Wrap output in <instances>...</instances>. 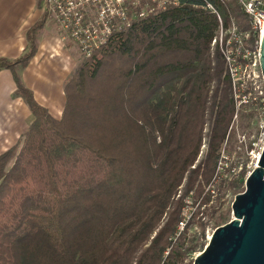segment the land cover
Returning <instances> with one entry per match:
<instances>
[{
    "label": "trees",
    "instance_id": "obj_1",
    "mask_svg": "<svg viewBox=\"0 0 264 264\" xmlns=\"http://www.w3.org/2000/svg\"><path fill=\"white\" fill-rule=\"evenodd\" d=\"M206 3L224 27L247 29L236 0H181L83 60L64 85L60 119L16 71L36 53L44 20L23 57L0 59L33 117L0 156V264H184L196 249L188 230L174 240L175 227L184 200L192 193L196 204L211 186L235 114ZM228 215L210 221L217 229Z\"/></svg>",
    "mask_w": 264,
    "mask_h": 264
},
{
    "label": "built area",
    "instance_id": "obj_2",
    "mask_svg": "<svg viewBox=\"0 0 264 264\" xmlns=\"http://www.w3.org/2000/svg\"><path fill=\"white\" fill-rule=\"evenodd\" d=\"M180 3L181 0H43L41 11L45 20L57 29L61 41L73 43L82 57L87 60L106 46L113 36L131 29L134 23L168 8H176ZM236 3L247 19L246 30H239L234 22L224 27L219 13L211 4L206 3V9L216 16L219 24L211 47L219 49L226 64L235 109L233 121L241 106L247 105L254 98L256 91L259 95L264 91L257 88L258 76L255 74L260 71V45L264 35V0H236ZM262 119L260 132L252 143L253 151L256 150L257 154H253L251 171L248 175L257 167L264 149V117ZM227 138L228 133L225 142ZM242 139L244 140V137ZM224 158L222 151L214 182L224 170ZM186 199L189 200V197ZM188 200L184 201L181 219L175 227L174 240L191 221L192 216L188 214L190 208Z\"/></svg>",
    "mask_w": 264,
    "mask_h": 264
},
{
    "label": "crops",
    "instance_id": "obj_3",
    "mask_svg": "<svg viewBox=\"0 0 264 264\" xmlns=\"http://www.w3.org/2000/svg\"><path fill=\"white\" fill-rule=\"evenodd\" d=\"M42 6V0H0V59L16 61L23 57L29 46L28 31L44 20L36 53L16 71L37 104L60 119L65 105L64 85L78 67L79 52L61 41L57 29L44 19ZM32 122L28 106L16 95L12 71H0V155L19 142Z\"/></svg>",
    "mask_w": 264,
    "mask_h": 264
},
{
    "label": "rangeland",
    "instance_id": "obj_4",
    "mask_svg": "<svg viewBox=\"0 0 264 264\" xmlns=\"http://www.w3.org/2000/svg\"><path fill=\"white\" fill-rule=\"evenodd\" d=\"M47 23L49 22L47 21ZM69 44L71 47L75 48V51H78L77 47L73 43L71 44L69 42ZM78 56V63L80 64L85 59L80 53H78ZM75 57H77V55ZM255 74L258 76L256 81L257 88L263 90L264 85L261 78V70L255 72ZM253 97L254 98H252V100L247 105L241 106L236 118L229 127L228 138L221 148V152L224 151L225 158L223 159V165L225 167L224 170L221 171L220 177L217 179V181L212 182L211 186L207 188L203 196L196 202V204L193 203L192 199H190V195L192 193L188 196L189 200H184H188L190 202L188 206L190 207L188 214H190L192 217L191 221L181 232V234L188 230V240H194L193 244L190 243L188 246H196V249H194V251L188 255V258L184 261V264H193L195 257L200 254L207 246L212 231L215 229L210 221V216H216L220 212L229 211V215L225 224L233 219V217H231V205L235 196L228 192L230 184L233 182L241 183L243 179V183L241 184L242 186L240 187L239 191L240 193L238 194H241L245 190V180L248 176V173L251 171L250 166L253 161V154H257L256 150L253 151L252 143L260 132L259 127L261 125V121L263 120L262 118L264 117V91L262 92V95H259L258 91H256ZM206 132L207 127H205L204 133ZM242 137H244V140ZM205 150L206 147L204 144L201 147L198 160L203 156ZM10 166L11 162L7 168ZM205 199L207 200L205 201ZM182 211L183 208L181 213ZM193 219L195 224L197 223V225H202L201 229H198V227L194 226L191 227Z\"/></svg>",
    "mask_w": 264,
    "mask_h": 264
},
{
    "label": "water",
    "instance_id": "obj_5",
    "mask_svg": "<svg viewBox=\"0 0 264 264\" xmlns=\"http://www.w3.org/2000/svg\"><path fill=\"white\" fill-rule=\"evenodd\" d=\"M259 65L264 81V35ZM231 217L212 231L193 264H264V149L245 180V190L232 201Z\"/></svg>",
    "mask_w": 264,
    "mask_h": 264
}]
</instances>
